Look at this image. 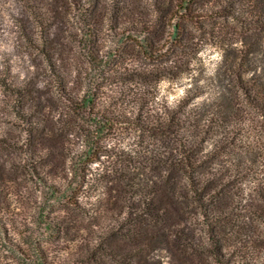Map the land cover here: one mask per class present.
I'll return each mask as SVG.
<instances>
[{
  "label": "rangeland",
  "instance_id": "1",
  "mask_svg": "<svg viewBox=\"0 0 264 264\" xmlns=\"http://www.w3.org/2000/svg\"><path fill=\"white\" fill-rule=\"evenodd\" d=\"M119 1L0 0V264H89L112 216L106 166L155 150L139 116L179 103L196 136L187 149L204 150L200 164L223 172L216 183L234 192L223 202L235 214L222 233L229 264H264V0H196L181 42L168 39L155 57L141 47L143 32L115 34L107 21L154 14L155 0ZM102 15L101 72L89 63L84 25ZM67 96L91 104L80 113ZM120 117L125 124L91 139L98 122ZM210 216L187 224L203 244Z\"/></svg>",
  "mask_w": 264,
  "mask_h": 264
},
{
  "label": "trees",
  "instance_id": "2",
  "mask_svg": "<svg viewBox=\"0 0 264 264\" xmlns=\"http://www.w3.org/2000/svg\"><path fill=\"white\" fill-rule=\"evenodd\" d=\"M166 1H169V6L165 8ZM195 1L155 0L154 14L140 13L136 16L123 11L110 16L107 20L108 25L115 34L122 31V36L127 33L143 32L146 36L141 42L143 43L141 47L148 55L155 57L166 51L170 40L181 42L179 40L181 21L183 17H192ZM119 3L127 7L129 0ZM177 9L182 11L181 16ZM99 20V24L94 23V20L87 23L84 30L91 41L89 63L94 70L102 72L99 65L101 62L99 41L104 16H99ZM156 21L158 25L163 23L161 34L156 32ZM44 53L51 70L56 76L62 77L56 55ZM67 97L66 101L70 106L80 113L84 110L86 112L91 104L88 97L81 102L71 96ZM125 123L121 117L117 120H102L91 130L90 137L101 139L102 136L98 133H106L111 130L110 127ZM137 124L144 141L149 142L151 138L156 140L155 150L148 149L149 154L141 152L135 158L124 156L121 164L117 161L106 166L105 173L109 175L106 179L108 190L106 202L112 216L106 228L91 243L92 247L88 248L86 262L208 264L213 260L215 264H229L230 258L224 254L222 233L226 229L224 226L226 220L233 219L235 214L230 212L229 205L223 202L233 200L234 192L227 183H216V179H221V175H224L223 172L215 174L214 169L211 170L212 167L207 168L206 164H200L204 159L200 152L204 150L198 152L196 148L187 149L192 147L196 136H192L184 126V109L181 104L164 106L158 111L148 112L145 117L140 115ZM185 135L191 136L190 139H185ZM132 166L141 169L142 173L139 175L132 173ZM206 198L215 200L213 203L210 202L213 208L208 206L209 200H205ZM114 199L118 203L113 204ZM192 214L207 220L211 219L210 215L214 216L211 221H216V224L209 225V243L200 242L187 226ZM262 223L264 226V218ZM218 225L222 228H218ZM161 250L166 251L164 257L158 254ZM155 255L157 257L153 261Z\"/></svg>",
  "mask_w": 264,
  "mask_h": 264
}]
</instances>
